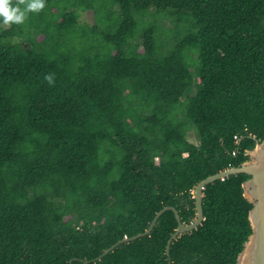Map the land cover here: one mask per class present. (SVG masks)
<instances>
[{
  "label": "trees",
  "instance_id": "obj_1",
  "mask_svg": "<svg viewBox=\"0 0 264 264\" xmlns=\"http://www.w3.org/2000/svg\"><path fill=\"white\" fill-rule=\"evenodd\" d=\"M263 142L264 0H46L0 25V264H237L246 174L170 255L173 211L93 260L193 223Z\"/></svg>",
  "mask_w": 264,
  "mask_h": 264
},
{
  "label": "water",
  "instance_id": "obj_2",
  "mask_svg": "<svg viewBox=\"0 0 264 264\" xmlns=\"http://www.w3.org/2000/svg\"><path fill=\"white\" fill-rule=\"evenodd\" d=\"M249 156V161L245 162L241 167H233L216 175L210 176L197 186L195 195L197 218L193 223L188 225L182 223L179 212L174 207H165L155 216L146 232L131 238L126 237L106 250L103 255L93 260V262L102 260L110 253L114 252L115 249L122 244L134 242L138 239L151 235L157 225L158 220L167 211H173L175 213L176 219L179 222L176 232L172 235L168 242L167 251L168 255H170L171 245L174 241H176L182 235L197 230L202 225L204 221L203 190L206 188V186L216 181L225 180L230 176L246 174L250 176V179L244 183L243 187L245 191V197L254 206L249 214V220L253 229V234L245 244L244 250L239 255L237 264H264V142L258 143L255 149L249 152ZM85 263L88 264L89 262Z\"/></svg>",
  "mask_w": 264,
  "mask_h": 264
},
{
  "label": "clouds",
  "instance_id": "obj_3",
  "mask_svg": "<svg viewBox=\"0 0 264 264\" xmlns=\"http://www.w3.org/2000/svg\"><path fill=\"white\" fill-rule=\"evenodd\" d=\"M45 7L46 0H0V25H21L30 13H40ZM46 79L52 82L51 76Z\"/></svg>",
  "mask_w": 264,
  "mask_h": 264
},
{
  "label": "rangeland",
  "instance_id": "obj_4",
  "mask_svg": "<svg viewBox=\"0 0 264 264\" xmlns=\"http://www.w3.org/2000/svg\"><path fill=\"white\" fill-rule=\"evenodd\" d=\"M81 22L92 25L94 23L93 13L92 12L83 13L81 16ZM188 139L191 143L198 144V139H197L196 135L194 134V132L189 134Z\"/></svg>",
  "mask_w": 264,
  "mask_h": 264
}]
</instances>
